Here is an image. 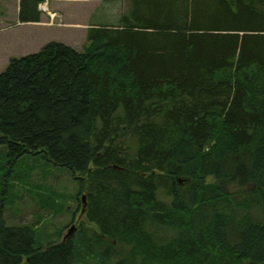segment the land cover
<instances>
[{"label":"trees","instance_id":"16d2710c","mask_svg":"<svg viewBox=\"0 0 264 264\" xmlns=\"http://www.w3.org/2000/svg\"><path fill=\"white\" fill-rule=\"evenodd\" d=\"M86 40L9 59L0 142L69 169L90 226L43 249L0 216V264H264V0H130Z\"/></svg>","mask_w":264,"mask_h":264},{"label":"rangeland","instance_id":"374dc122","mask_svg":"<svg viewBox=\"0 0 264 264\" xmlns=\"http://www.w3.org/2000/svg\"><path fill=\"white\" fill-rule=\"evenodd\" d=\"M11 1L12 4L18 2ZM45 1L48 6L60 11L64 15V21L69 24L58 26L54 19L53 24L57 26L48 27V33L43 34L39 30L45 29L43 25L20 24L8 14L5 23L0 21V72L7 66L9 58L38 51L42 45L39 43L47 41L44 40L47 39L44 38L46 36L85 52L89 44L86 40V28L95 24H117L121 14L127 12L130 2L43 0ZM4 4V0H0V16L4 12ZM45 6L38 5V10L41 11ZM13 9L14 7L11 8V13ZM42 14L46 16L45 12ZM131 143L134 145L133 140ZM7 153L8 144L0 142V216L4 217L7 225H34L35 246L39 245L43 249L47 248L51 240L58 243L65 236L75 234L82 224L85 228L90 226L86 219L83 220L84 213H80L83 203L81 197L85 192L79 193L78 183L71 177L69 169L54 165L43 159L41 154H24L13 159V155L10 157ZM27 173L28 180L25 181ZM6 185L8 189H5ZM36 219L40 221L37 222Z\"/></svg>","mask_w":264,"mask_h":264},{"label":"crops","instance_id":"0c3cea01","mask_svg":"<svg viewBox=\"0 0 264 264\" xmlns=\"http://www.w3.org/2000/svg\"><path fill=\"white\" fill-rule=\"evenodd\" d=\"M12 1L11 0H4V12H3V14L0 16V21L2 22V23H5L6 22V20H8V17H7V15L8 14H11L15 19H16V21L17 22H19L20 24H29V25H33V26H36L37 24H39V25H43V27L45 28V29H41V28H39V30L43 33V34H45V33H48V27H51V26H53V25H55V24H53V25H51V24H48L47 22H45V20H47V17L44 15L43 16V14H42V12L40 13V19H39V21H30V22H20L19 21V15H18V13H19V0H18V2L16 1L14 4H12L11 3ZM12 7H14V9H13V13H11V8ZM48 9L49 10H51V11H53V12H56V13H58V15L60 16V20L62 21V23L60 24V25H58V26H65V25H68L69 23L68 22H66V21H64V18H63V16L64 15H62V13H60V11H58L56 8H54V7H51V6H48ZM44 17H46V18H44ZM38 26V25H37ZM57 26V25H56ZM87 29V28H86ZM44 38H47V39H44V40H47V41H45L44 43H39L40 45H41V47L44 45V44H46L47 42H50V41H56L55 39H49V38H51V37H49V36H46V37H44ZM57 42H61V41H57ZM61 43H64V44H66V45H68V43H66V42H61ZM68 46H71V45H68ZM40 47V48H41ZM71 47H73V46H71ZM39 48V49H40ZM73 48H75V47H73ZM38 49V50H39ZM76 49V48H75ZM10 59V58H9Z\"/></svg>","mask_w":264,"mask_h":264},{"label":"water","instance_id":"95a60500","mask_svg":"<svg viewBox=\"0 0 264 264\" xmlns=\"http://www.w3.org/2000/svg\"><path fill=\"white\" fill-rule=\"evenodd\" d=\"M82 200L85 201V195H82ZM81 212H83V209L81 210Z\"/></svg>","mask_w":264,"mask_h":264},{"label":"flooded vegetation","instance_id":"af4514ba","mask_svg":"<svg viewBox=\"0 0 264 264\" xmlns=\"http://www.w3.org/2000/svg\"><path fill=\"white\" fill-rule=\"evenodd\" d=\"M83 205L85 206L86 204L84 203Z\"/></svg>","mask_w":264,"mask_h":264},{"label":"bare ground","instance_id":"6f19581e","mask_svg":"<svg viewBox=\"0 0 264 264\" xmlns=\"http://www.w3.org/2000/svg\"><path fill=\"white\" fill-rule=\"evenodd\" d=\"M146 41V40H145ZM148 42V41H147ZM88 139V138H87ZM118 157V156H117Z\"/></svg>","mask_w":264,"mask_h":264}]
</instances>
